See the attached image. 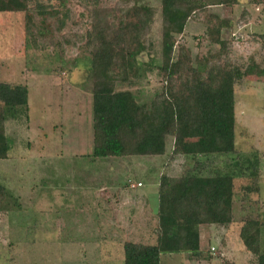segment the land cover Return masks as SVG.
<instances>
[{
  "label": "rangeland",
  "instance_id": "rangeland-1",
  "mask_svg": "<svg viewBox=\"0 0 264 264\" xmlns=\"http://www.w3.org/2000/svg\"><path fill=\"white\" fill-rule=\"evenodd\" d=\"M136 3L154 9L148 50L139 62L158 64L160 0H65L57 15L43 19L31 14L26 24L21 13L0 14V82L26 85L29 99L28 113L4 126L10 149L0 160V186L7 191L0 207V264H124V242L150 241L158 178L178 177L192 164L183 157L168 162L170 139L162 156L90 157L92 77L90 58L79 38L90 29L89 10L94 5L122 8ZM211 10L225 20L222 38L233 41L230 59L245 67L235 87V144L242 157L258 158L260 190L244 199L243 188L251 179L233 181L231 228L200 227L205 257L192 262L256 264L238 233L246 215H260L264 223V49L259 37L264 31L263 10L248 0ZM204 31L192 20L178 41L202 57L217 49L203 40ZM141 74L137 86L123 89L148 104L161 84L157 71ZM208 161L206 173L213 174L216 169L225 171L237 158ZM190 258L165 254L161 264H192Z\"/></svg>",
  "mask_w": 264,
  "mask_h": 264
},
{
  "label": "trees",
  "instance_id": "trees-1",
  "mask_svg": "<svg viewBox=\"0 0 264 264\" xmlns=\"http://www.w3.org/2000/svg\"><path fill=\"white\" fill-rule=\"evenodd\" d=\"M248 3L261 6L264 16V0ZM64 4L65 0H0V14L21 13L26 24L31 14L53 17ZM235 5L237 0H160L158 64L139 62L148 50L146 39L154 19L151 6L94 5L89 10L90 29L79 39L89 55L92 77L90 157L162 156L170 139L168 162L177 157L192 161L180 176L158 178L150 241L124 242V264H161L165 254L202 257L199 228L216 225L228 230L234 222L233 181L244 176L251 179L243 188L244 199L259 193L258 158L242 157L235 144V87L245 67L230 59L233 41L222 38L225 20L211 10ZM192 20L204 26L203 40L216 50L197 57L179 43L178 37L184 36ZM259 37L264 49V31ZM143 70L157 71L161 84L148 104L139 103L131 90L123 89L137 86ZM118 85L122 90H117ZM28 100L26 85L0 82V160L10 149L5 123L26 115ZM229 155L237 161L226 165L225 171L206 173L210 158ZM6 198L7 191L0 186V207ZM263 225L260 215H246L240 221L239 238L256 264H264Z\"/></svg>",
  "mask_w": 264,
  "mask_h": 264
},
{
  "label": "crops",
  "instance_id": "crops-1",
  "mask_svg": "<svg viewBox=\"0 0 264 264\" xmlns=\"http://www.w3.org/2000/svg\"><path fill=\"white\" fill-rule=\"evenodd\" d=\"M231 228V227H230ZM200 229V228H199ZM199 233H200V231H199ZM201 243H202V241H201V233H200V251L203 253L202 255V257H199V258H190L191 260H190V262H192V260H196V261H198L199 263L200 262H203V257H205L204 256V252H203V250L201 249ZM183 255H185L187 258L189 257V255L188 254H184V253H182ZM173 255H178V254H173ZM163 256V255H162ZM170 256H172V255H170ZM197 262V263H198ZM192 264H195V263H193L192 262ZM207 264V263H206Z\"/></svg>",
  "mask_w": 264,
  "mask_h": 264
},
{
  "label": "built area",
  "instance_id": "built-area-1",
  "mask_svg": "<svg viewBox=\"0 0 264 264\" xmlns=\"http://www.w3.org/2000/svg\"><path fill=\"white\" fill-rule=\"evenodd\" d=\"M136 186L140 187V184H137ZM131 187H133V185H131ZM211 251H214V248H211Z\"/></svg>",
  "mask_w": 264,
  "mask_h": 264
}]
</instances>
